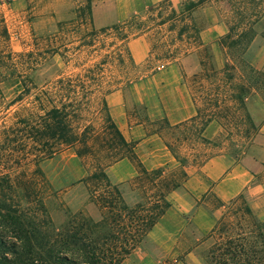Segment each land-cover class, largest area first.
Wrapping results in <instances>:
<instances>
[{
	"label": "rangeland",
	"instance_id": "374dc122",
	"mask_svg": "<svg viewBox=\"0 0 264 264\" xmlns=\"http://www.w3.org/2000/svg\"><path fill=\"white\" fill-rule=\"evenodd\" d=\"M190 3L198 6L186 11ZM93 5L0 0V52L33 53L40 66L31 77L44 90L55 89L59 79L64 88L73 80L77 102L87 103L84 125L101 129L98 113L106 100L135 147L136 160L108 172L130 205L142 201V186L150 195L163 191L161 175L178 184L167 198L170 209L124 264H208L215 225L237 229L241 216L245 229L264 225L244 196L224 203L212 179L202 182L207 162L222 156L264 180V94L252 87L253 71L264 73V0H138L127 19L109 25L95 21ZM2 95L0 130L29 106H9L19 96L17 83L3 85ZM74 157L68 151L39 165L44 177L37 176V190L59 229L79 214L101 220L89 189L79 183L90 166ZM37 168L31 165L30 173ZM201 188L209 192L194 194Z\"/></svg>",
	"mask_w": 264,
	"mask_h": 264
},
{
	"label": "trees",
	"instance_id": "16d2710c",
	"mask_svg": "<svg viewBox=\"0 0 264 264\" xmlns=\"http://www.w3.org/2000/svg\"><path fill=\"white\" fill-rule=\"evenodd\" d=\"M197 6L190 3L186 11ZM39 66L33 53L0 52V96L3 85L17 83L19 96L9 106L29 104L8 117L0 130V264H124L170 209L167 198L178 184L161 175L157 180L163 191L150 195L142 186V201L130 205L108 172L124 160H136L135 147L113 121L106 100L98 113L101 129L84 125L81 107L87 103L77 102L73 80L64 88L59 79L55 89L44 90L31 77ZM253 77L252 87L263 95L264 73L255 70ZM68 151L82 166H90L79 183L89 189L101 220L79 214L59 229L47 217L37 176L44 177L41 162ZM31 165L38 167L32 173ZM245 221L241 216L237 229L215 225L210 238L217 230L218 238L208 264H264V225L245 229Z\"/></svg>",
	"mask_w": 264,
	"mask_h": 264
},
{
	"label": "crops",
	"instance_id": "0c3cea01",
	"mask_svg": "<svg viewBox=\"0 0 264 264\" xmlns=\"http://www.w3.org/2000/svg\"><path fill=\"white\" fill-rule=\"evenodd\" d=\"M162 1L165 0H142V4H157ZM93 3V16L99 25L125 20L134 12L136 6L138 7V0H93ZM207 163V176L202 175V182L212 179L215 182L212 191L224 203L244 196L252 213L264 220V180L258 182L254 173L241 166L232 168L224 156ZM192 180L191 178L190 181ZM193 190L194 194L199 195L209 192L203 188ZM194 252L195 249L191 250L187 256H193Z\"/></svg>",
	"mask_w": 264,
	"mask_h": 264
}]
</instances>
